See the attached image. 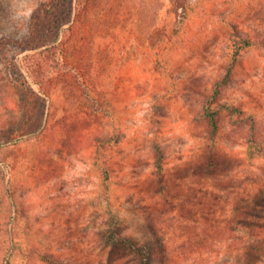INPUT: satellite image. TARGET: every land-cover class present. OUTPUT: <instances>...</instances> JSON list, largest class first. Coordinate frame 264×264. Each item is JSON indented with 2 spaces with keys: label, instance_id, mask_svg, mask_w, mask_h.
Wrapping results in <instances>:
<instances>
[{
  "label": "rangeland",
  "instance_id": "374dc122",
  "mask_svg": "<svg viewBox=\"0 0 264 264\" xmlns=\"http://www.w3.org/2000/svg\"><path fill=\"white\" fill-rule=\"evenodd\" d=\"M42 1L0 0V264H49L46 254L65 264H119L110 263L101 232L121 229L137 239L150 236L149 201L143 194L152 158L150 139L158 135L167 148L171 170L189 162L204 130L195 122L197 92L222 72L232 23L264 37V0H191L190 9L179 12L172 0L128 1V11L121 13L127 27L118 36V62L110 63L105 73L109 95L102 110L95 108L96 115L88 119L84 101L42 95L43 127L28 133L43 106L33 93H25L38 94L39 89L27 73L24 54L4 42L8 35L26 34ZM7 52L13 58L8 66ZM234 74L222 102L241 101L264 117V49L244 52ZM228 119L224 146L243 157L244 134ZM157 120L163 123L156 126ZM112 125L123 137L103 152L111 171L106 179L85 133ZM7 136L13 139L6 142ZM256 166L263 169L264 160ZM214 246L215 253L204 252L206 264L228 260L226 245ZM113 251L125 254L121 264H133L126 250ZM175 256L182 264L201 261L190 252Z\"/></svg>",
  "mask_w": 264,
  "mask_h": 264
},
{
  "label": "trees",
  "instance_id": "16d2710c",
  "mask_svg": "<svg viewBox=\"0 0 264 264\" xmlns=\"http://www.w3.org/2000/svg\"><path fill=\"white\" fill-rule=\"evenodd\" d=\"M128 1L44 0L23 37L6 36L4 44L24 54L27 73L39 91H26L18 81L16 87L26 91V96L33 93L43 106L42 116L26 132L36 133L43 127L46 99L42 95L54 101H84L88 119L96 115L95 108L102 110L109 95L105 84L109 76L105 73L110 63L118 62L122 44L118 36L127 27L121 13L128 11ZM172 2L174 11L190 9L191 0ZM227 42L222 72L209 88L210 81L197 92L195 122L204 130L191 150L189 162L171 170L167 148L158 135L150 139L152 158L145 180L147 188L143 190L149 201L146 220L150 236L137 239L121 229L103 230L101 240L109 249L110 263L121 264L125 259V254L116 256L113 251L121 248L129 253L133 264H154L157 260L161 264H182L175 255L183 257L186 252L198 254L201 261L196 264H206L209 260L204 252L215 253L214 244L219 242L226 245L228 260L214 264H264V168H256L257 162L264 160V117L241 101L222 102L244 52L264 49V37L243 32L232 23ZM4 57L10 65L13 58L8 52ZM155 107L159 109L158 101ZM224 116L229 118V125L244 134L243 157L224 146ZM162 123L155 121L156 126ZM97 130L96 134L87 129V147L99 156L102 172L110 179L109 160L104 159L103 152L118 145L123 134L113 125L109 130ZM11 139L7 136L5 141ZM44 259L49 264H65L51 254L44 255Z\"/></svg>",
  "mask_w": 264,
  "mask_h": 264
}]
</instances>
